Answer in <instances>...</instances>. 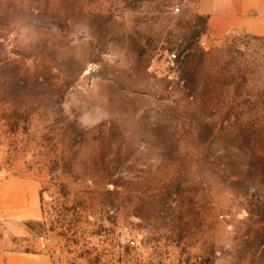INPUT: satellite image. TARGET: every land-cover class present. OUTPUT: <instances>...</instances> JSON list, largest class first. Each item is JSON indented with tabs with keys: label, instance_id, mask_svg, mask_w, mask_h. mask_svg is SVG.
<instances>
[{
	"label": "rangeland",
	"instance_id": "1",
	"mask_svg": "<svg viewBox=\"0 0 264 264\" xmlns=\"http://www.w3.org/2000/svg\"><path fill=\"white\" fill-rule=\"evenodd\" d=\"M202 15L196 0H0V180L35 209L0 216V248L264 264V33L216 35Z\"/></svg>",
	"mask_w": 264,
	"mask_h": 264
},
{
	"label": "crops",
	"instance_id": "2",
	"mask_svg": "<svg viewBox=\"0 0 264 264\" xmlns=\"http://www.w3.org/2000/svg\"><path fill=\"white\" fill-rule=\"evenodd\" d=\"M197 11L207 15V26L219 35L231 27L264 33V0H196ZM1 162V155H0ZM9 180H0V216L9 213L29 218L35 216L33 206L19 208L17 187L8 189ZM14 182V180L12 181ZM16 183H18L16 181ZM0 264H50L49 258L33 252L0 248Z\"/></svg>",
	"mask_w": 264,
	"mask_h": 264
},
{
	"label": "trees",
	"instance_id": "3",
	"mask_svg": "<svg viewBox=\"0 0 264 264\" xmlns=\"http://www.w3.org/2000/svg\"><path fill=\"white\" fill-rule=\"evenodd\" d=\"M199 17H201L203 21H206V19H207V15H202V16H199ZM205 29H206L205 26H204V28L202 27V29L197 32V36L196 37H198V35L200 33L204 32Z\"/></svg>",
	"mask_w": 264,
	"mask_h": 264
},
{
	"label": "built area",
	"instance_id": "4",
	"mask_svg": "<svg viewBox=\"0 0 264 264\" xmlns=\"http://www.w3.org/2000/svg\"><path fill=\"white\" fill-rule=\"evenodd\" d=\"M174 10L177 11L178 10V7H175ZM174 57H175V54L174 53H171L170 54V58H174ZM131 243H133V242H131Z\"/></svg>",
	"mask_w": 264,
	"mask_h": 264
}]
</instances>
